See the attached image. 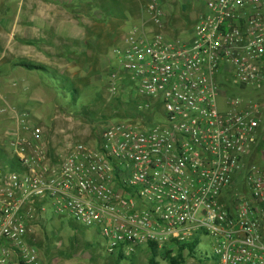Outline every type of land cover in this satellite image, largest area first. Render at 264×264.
Segmentation results:
<instances>
[{
	"label": "built area",
	"instance_id": "1",
	"mask_svg": "<svg viewBox=\"0 0 264 264\" xmlns=\"http://www.w3.org/2000/svg\"><path fill=\"white\" fill-rule=\"evenodd\" d=\"M160 5H146L153 29L114 46L135 111L160 122L108 125L54 158L28 114L0 127V264H41L29 226L44 204L96 229L109 256L198 239L216 264H264V0H208L187 39L166 34Z\"/></svg>",
	"mask_w": 264,
	"mask_h": 264
},
{
	"label": "crops",
	"instance_id": "2",
	"mask_svg": "<svg viewBox=\"0 0 264 264\" xmlns=\"http://www.w3.org/2000/svg\"><path fill=\"white\" fill-rule=\"evenodd\" d=\"M118 1L127 6L134 2ZM149 1H144L145 6ZM99 3V1L95 4L89 3L85 0H0V108L6 111L0 117V122L4 121L6 124L12 119V110H16L28 113L30 118L39 120L38 125L47 131L49 122L52 121L50 116L57 115L60 110L67 113L68 109L60 106L62 86L55 84L56 80L64 79L63 81L69 84L74 82L85 84V91L91 92L93 90L91 86L98 78L100 66L108 61L109 51L114 53V46L119 37H115L118 28L153 29L141 1L134 6L135 12L130 15L128 7L122 9V15L125 17L116 21L117 25L113 22L107 24L111 27L107 41L101 48L100 34L95 33L92 27L93 24L104 23L100 19ZM203 8L205 9V5ZM203 8L200 10L201 14L205 12ZM160 9L163 11L164 22L168 21V18L174 20L178 15V10L165 2L161 3ZM86 21H90V24H86ZM180 30L182 28L178 24H173L165 31L173 35L178 34ZM184 34L190 37L192 28L180 32L177 37L187 39ZM20 62L42 67L48 76L12 66ZM113 75L114 72L111 70L109 77ZM81 113L69 115L78 116ZM97 257L91 263L104 264V261L99 259L100 256ZM117 259L121 260L119 256ZM53 261L46 263L56 264Z\"/></svg>",
	"mask_w": 264,
	"mask_h": 264
},
{
	"label": "rangeland",
	"instance_id": "3",
	"mask_svg": "<svg viewBox=\"0 0 264 264\" xmlns=\"http://www.w3.org/2000/svg\"><path fill=\"white\" fill-rule=\"evenodd\" d=\"M141 1L144 3L145 11L146 0H144L145 2ZM141 1L134 0L132 5L137 6ZM207 1L161 0L162 4L165 2L170 7H173V9L178 10V15L174 19L177 23L169 18L168 21H165L167 30L173 24H178L182 28V30L178 31V34L170 35L168 32L166 34L170 38H176L180 32L188 30L190 27L193 28L197 19L202 15L200 10ZM111 22L117 25L116 21ZM86 24H90V21H86ZM187 26L188 28H186ZM92 27L95 33L100 34L101 43L99 46L102 48L103 44L107 41V34L111 26L103 23L102 25L93 24ZM118 29L119 31L115 34V37H120L122 33L128 30L127 28ZM184 37L190 38L186 34H184ZM107 59L108 61L99 68L98 78L94 82L93 79L90 80L91 83L93 82L91 86L93 90L91 92L85 91V84H79L78 82L66 83L64 85L66 90H70L73 87L77 88L83 91L82 94L92 96L95 101L92 106H85L84 104L77 107V113H81L83 110L78 116L69 115L70 113L75 114V111L71 109L67 113H63L60 110L57 115L50 116L52 121L49 122L48 130H45V142L48 144V148L50 147L55 154L61 153L65 147L72 146L77 142L95 143L100 131L108 125L119 122L135 124L139 122L140 115L135 110L138 109L137 102H140V99L137 97L135 88L132 87V85H135L134 82L130 80L129 75H126L122 71L119 60L112 51H109ZM111 70L119 81V83L117 82V90L113 93L109 89L112 82L111 77H109ZM60 91L63 92L62 87ZM59 97H61V101L66 99L65 96ZM148 101L152 102V100ZM217 106L221 113L227 111L226 105L219 99L217 100ZM29 119L36 124L40 122L39 120L30 118V116ZM9 121H12V119ZM8 123L11 124L10 122L6 124H4V121L0 122V127L4 130ZM7 127L12 133V125H8ZM44 207L47 209L45 213L41 216L37 215L35 222L29 226V230L32 229L30 237L36 245L35 247L38 248L41 264H49L46 262L50 260H54L53 262L56 264H93L91 262L98 258L97 255L100 256L99 259L104 261V264L107 262H109L108 264H147L146 261H148L150 254L146 247L140 248L135 255L121 260L117 259L116 255L109 257L105 252V243L102 242L96 229L83 227L68 216L53 215L46 204H44ZM89 247H91L90 250ZM211 251V242L203 240L197 247L195 257L186 259L185 264H216V260L212 258ZM160 264L167 263L161 261Z\"/></svg>",
	"mask_w": 264,
	"mask_h": 264
},
{
	"label": "trees",
	"instance_id": "4",
	"mask_svg": "<svg viewBox=\"0 0 264 264\" xmlns=\"http://www.w3.org/2000/svg\"><path fill=\"white\" fill-rule=\"evenodd\" d=\"M85 1L89 3H94V4L95 2L97 3V1L100 2L98 4V9L101 11L100 19L105 24H109L111 21H118V20L124 19L125 16L122 15L123 14L122 9L124 8L126 9L128 7L130 9L131 12L127 10L129 15L135 12V7L133 5H131L132 6L131 8V6H127L126 4L119 2L118 0H85ZM95 8H96V5H95ZM12 66L21 67L29 72L36 73V74L43 75V76H48V73L44 68L30 65L28 63L20 62ZM63 80L64 79H62V81L56 80L55 84H60L62 86L63 92L60 91V93L62 94L61 96L66 97V100H63L60 106H62L64 109L68 108L66 111L71 109V110H74L76 113L77 107L84 105V104L85 106H92L94 104L95 99L92 96H86L82 94V92L79 91L77 88L73 87L70 90H66L64 85L67 82ZM227 94H231V90H227ZM141 119L139 120V122L156 123V122H160L162 117L159 114L153 113L150 111V113L148 114L142 113ZM49 151H50L51 157L54 158V151L51 148L49 149ZM254 157H255V154L251 156V160ZM2 159H4V157L0 156V160ZM53 162L55 161L53 160ZM260 162L261 163L264 162L263 158H261ZM197 245H198V239H195L194 242H192L191 244H188L186 246H180L178 248H176L174 244H168L166 246H163L162 248H158L154 244H149L146 246V249L148 253L150 254L147 264H160L161 261H164L167 264H185L186 259L191 258V257L194 258ZM119 258L122 259L123 256L119 255Z\"/></svg>",
	"mask_w": 264,
	"mask_h": 264
}]
</instances>
